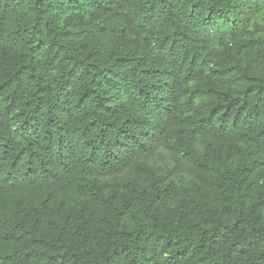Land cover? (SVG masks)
Segmentation results:
<instances>
[{
	"label": "trees",
	"instance_id": "obj_1",
	"mask_svg": "<svg viewBox=\"0 0 264 264\" xmlns=\"http://www.w3.org/2000/svg\"><path fill=\"white\" fill-rule=\"evenodd\" d=\"M0 264H264V0H0Z\"/></svg>",
	"mask_w": 264,
	"mask_h": 264
}]
</instances>
